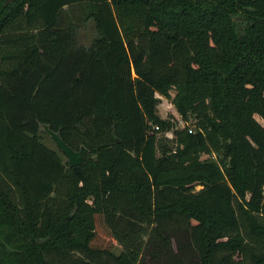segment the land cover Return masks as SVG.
<instances>
[{"label": "trees", "instance_id": "trees-1", "mask_svg": "<svg viewBox=\"0 0 264 264\" xmlns=\"http://www.w3.org/2000/svg\"><path fill=\"white\" fill-rule=\"evenodd\" d=\"M263 187L264 0H0V264H264Z\"/></svg>", "mask_w": 264, "mask_h": 264}, {"label": "rangeland", "instance_id": "rangeland-1", "mask_svg": "<svg viewBox=\"0 0 264 264\" xmlns=\"http://www.w3.org/2000/svg\"><path fill=\"white\" fill-rule=\"evenodd\" d=\"M94 34L93 29L90 25L89 22H87L85 25H83L82 27H80L79 29V36L81 38V40H83L84 42H87L91 36ZM174 94L173 90L169 91V98H164V97H160L157 94L155 95V97L158 99V102L156 103L155 106V111L156 114L159 118L164 119L165 121H168L169 123V129L164 132L163 136L166 138H170L172 137V133L171 131L173 129H179L177 127V120L180 119L178 114L176 113L173 105L170 102V98L172 97V95ZM187 124L190 125V121L187 122ZM191 127V125H190ZM159 135H161L159 133ZM40 139L41 141L47 145L50 148L56 149V145L53 142V140L47 136L45 133H39ZM62 160L65 161V157L63 155H61ZM198 187H196L197 189ZM120 250V247L118 244H114L112 247V251L113 253L117 254Z\"/></svg>", "mask_w": 264, "mask_h": 264}, {"label": "water", "instance_id": "water-1", "mask_svg": "<svg viewBox=\"0 0 264 264\" xmlns=\"http://www.w3.org/2000/svg\"><path fill=\"white\" fill-rule=\"evenodd\" d=\"M38 126L43 133L54 141L56 147L65 157L68 167L77 166L83 162V155L86 153V149L82 145H80L78 149L74 150L63 142L57 131L49 129V127L44 123H39Z\"/></svg>", "mask_w": 264, "mask_h": 264}, {"label": "built area", "instance_id": "built-area-1", "mask_svg": "<svg viewBox=\"0 0 264 264\" xmlns=\"http://www.w3.org/2000/svg\"><path fill=\"white\" fill-rule=\"evenodd\" d=\"M176 124H177L178 128H182L184 126H187V123L183 122L181 119H178ZM153 129H157V126L156 125L153 126ZM187 132H191V127H189V126L187 127ZM263 195H264V187H263Z\"/></svg>", "mask_w": 264, "mask_h": 264}]
</instances>
